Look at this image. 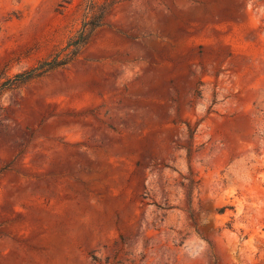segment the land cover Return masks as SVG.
I'll list each match as a JSON object with an SVG mask.
<instances>
[{"label": "rangeland", "instance_id": "1", "mask_svg": "<svg viewBox=\"0 0 264 264\" xmlns=\"http://www.w3.org/2000/svg\"><path fill=\"white\" fill-rule=\"evenodd\" d=\"M0 264H264V0H0Z\"/></svg>", "mask_w": 264, "mask_h": 264}, {"label": "trees", "instance_id": "2", "mask_svg": "<svg viewBox=\"0 0 264 264\" xmlns=\"http://www.w3.org/2000/svg\"><path fill=\"white\" fill-rule=\"evenodd\" d=\"M87 39L88 33L86 32L84 27L83 30L79 31L77 37H73L67 42L65 47L69 49L68 55H75L77 51L86 43ZM67 61L68 58L62 60L52 59L50 61H43L39 63V65L32 67L28 71L15 75L13 77L12 84L18 85L28 80L38 78L49 71L63 66L67 63Z\"/></svg>", "mask_w": 264, "mask_h": 264}]
</instances>
